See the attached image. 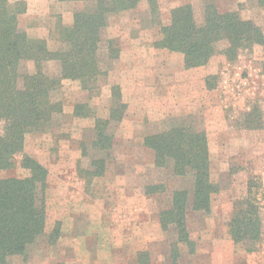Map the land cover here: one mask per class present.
<instances>
[{"label":"rangeland","instance_id":"obj_1","mask_svg":"<svg viewBox=\"0 0 264 264\" xmlns=\"http://www.w3.org/2000/svg\"><path fill=\"white\" fill-rule=\"evenodd\" d=\"M24 1L27 10L20 24L30 35L46 38L49 47L57 46L48 31L59 20L71 22L73 5ZM187 1L200 11L202 0H158L160 21L167 23L170 9ZM215 2L219 10H237L264 31V5L256 0ZM146 16L144 3L110 17L103 37L118 40L120 56L108 67L99 94L88 98L77 82L63 80L55 93L63 101V112L55 115L45 132L25 138L24 152L48 170L47 230L55 222L61 228L56 243L31 250L26 264H139L138 253L143 251L146 264H171L169 244L175 234L160 228L158 213L170 206L172 190L190 188L191 180L156 167L141 139L187 115L207 133L211 176L219 191L212 196L210 212L187 213L196 249L188 254L182 246L181 262L264 264V47L254 45L234 61L217 54L204 66L184 69L181 54L154 47L158 28L148 25ZM47 69L52 73L57 65L50 62ZM113 83L120 85L128 107L121 121L110 124L114 142L105 173L86 182L78 167L88 168L94 156L88 148L86 156L81 154L90 142L93 119L75 117L72 109L76 101L88 102L105 117ZM20 157L13 168L1 170L0 177L27 175ZM157 183L165 185L163 192L143 193L145 185ZM247 193L258 199L262 220V239L251 253L237 248L226 233L232 203ZM8 264L25 262L14 255Z\"/></svg>","mask_w":264,"mask_h":264},{"label":"trees","instance_id":"obj_2","mask_svg":"<svg viewBox=\"0 0 264 264\" xmlns=\"http://www.w3.org/2000/svg\"><path fill=\"white\" fill-rule=\"evenodd\" d=\"M57 1L73 5L71 22L62 24L59 20L49 29L57 45L49 47L46 38L30 35L20 24V16L27 10L24 0H0V171L13 168L18 155L19 165L28 171L21 177H0V264H8L14 255L22 257L26 264L31 250L42 244L52 246L60 236L58 222L47 230L48 170L24 152L25 138L45 132L55 115L63 112V101L55 96L63 80L77 82L88 98L99 94L108 67L120 56L118 40L103 37L110 17L137 10L145 3L148 25L158 28L154 47L181 54L184 69L204 66L217 54L234 61L240 52L254 45L264 47V31L259 25L243 18L237 10H219L215 0H202L198 13L192 1L180 3L170 9L167 23L159 19L158 0ZM256 2L264 5V0ZM50 62L57 65L52 73L47 71ZM109 89L105 117L98 116L88 102L76 101L72 109L75 117L93 119L90 142L82 147L81 154L86 156L88 148L94 156L88 168L78 167L86 182L105 173L114 142L110 124L121 121L128 107L118 83ZM190 116L174 118L170 125L146 133L141 139L156 167L191 180L190 188L173 189L170 206L158 213L160 228L175 234L169 244L171 264H185L180 260L182 246L188 254L196 249L188 231L187 213L210 212L212 196L219 191L211 176L207 133L189 120ZM253 117L261 120L259 115ZM164 186L147 184L143 193H160ZM226 227L237 248L255 251L262 239L258 199L247 193L235 200ZM138 254V263L146 264V252Z\"/></svg>","mask_w":264,"mask_h":264}]
</instances>
